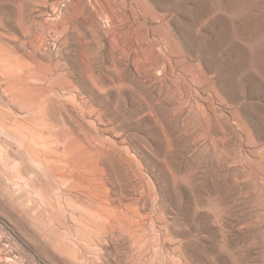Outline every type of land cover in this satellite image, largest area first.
Listing matches in <instances>:
<instances>
[{"label":"rangeland","instance_id":"374dc122","mask_svg":"<svg viewBox=\"0 0 264 264\" xmlns=\"http://www.w3.org/2000/svg\"><path fill=\"white\" fill-rule=\"evenodd\" d=\"M0 264H264V0H0Z\"/></svg>","mask_w":264,"mask_h":264},{"label":"bare ground","instance_id":"6f19581e","mask_svg":"<svg viewBox=\"0 0 264 264\" xmlns=\"http://www.w3.org/2000/svg\"><path fill=\"white\" fill-rule=\"evenodd\" d=\"M3 252V251H2ZM11 259V258H10Z\"/></svg>","mask_w":264,"mask_h":264}]
</instances>
